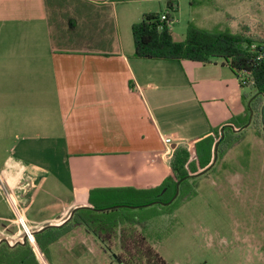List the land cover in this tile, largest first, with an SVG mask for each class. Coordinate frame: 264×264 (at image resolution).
Here are the masks:
<instances>
[{"label": "crops", "instance_id": "crops-1", "mask_svg": "<svg viewBox=\"0 0 264 264\" xmlns=\"http://www.w3.org/2000/svg\"><path fill=\"white\" fill-rule=\"evenodd\" d=\"M169 1L177 6V0H0V241L18 238L11 230L16 207L39 234L63 225L75 209L92 208V191L160 187L176 149L192 151L212 129L247 116L249 91L222 59L134 56L132 25L158 13L156 2L163 12ZM247 1L215 6L229 11ZM52 9L68 15L57 37ZM73 32L81 46L73 45ZM172 217L138 226L165 261L156 233ZM52 234L39 238L46 243ZM37 248L47 264H120L119 248L108 249L83 224L49 244L47 254ZM9 252L10 264H43L30 245Z\"/></svg>", "mask_w": 264, "mask_h": 264}, {"label": "trees", "instance_id": "trees-1", "mask_svg": "<svg viewBox=\"0 0 264 264\" xmlns=\"http://www.w3.org/2000/svg\"><path fill=\"white\" fill-rule=\"evenodd\" d=\"M202 2L203 0H191L190 6L193 8ZM176 11L177 6L169 1L165 11L145 13L138 23L132 25L134 56L200 63H211L215 59H222L238 79L243 78L245 81L240 85L249 91L243 96L247 116L240 122L233 120L220 128L212 129L193 143L192 151L184 148L176 149L171 162V175L158 188L92 191L89 198L92 209H78L73 218L63 225L51 227L35 235L44 255L47 254L46 249L49 244L73 226L83 224L108 249L111 250L116 246L119 248L120 253L116 257L122 264H168L154 250L150 238L143 231H139L138 226L158 216H172L184 202L193 198L196 195L193 188L194 179L214 170L219 159H222L237 143V134L247 128L248 124H252L256 116L261 125V132L258 134L264 140V36L251 35L246 27L233 32L230 28L224 27V24L212 29H204L197 26L193 20L188 23L186 36L179 40L173 36L167 26L168 23H172L171 13ZM162 14L166 15L168 19L166 22L161 21ZM217 143H219L217 161L210 169L215 160ZM178 183V196L171 202L177 192ZM93 193L102 197L101 200L96 201L92 198ZM168 203L170 204L165 205ZM47 232H55V234L43 243L39 236ZM160 232L156 233L157 240H162L163 235ZM36 250L43 264H47L37 247ZM9 251L10 247L3 244L0 249V264H10L9 257L13 256H10Z\"/></svg>", "mask_w": 264, "mask_h": 264}, {"label": "rangeland", "instance_id": "rangeland-1", "mask_svg": "<svg viewBox=\"0 0 264 264\" xmlns=\"http://www.w3.org/2000/svg\"><path fill=\"white\" fill-rule=\"evenodd\" d=\"M190 1L177 0L178 9L171 13L173 34L179 40L193 20L204 29L224 24L233 32L246 27L251 35L264 36V0H248L241 9L229 11L216 8L217 0H203L193 8ZM156 3L153 10L160 13ZM51 14L57 37L68 15L66 9H52ZM69 37L73 45L81 46L76 32ZM257 118L237 134V143L214 170L194 179L196 195L161 227L157 248L168 264H264V140ZM12 227L18 232L16 224Z\"/></svg>", "mask_w": 264, "mask_h": 264}, {"label": "built area", "instance_id": "built-area-1", "mask_svg": "<svg viewBox=\"0 0 264 264\" xmlns=\"http://www.w3.org/2000/svg\"><path fill=\"white\" fill-rule=\"evenodd\" d=\"M167 20L168 19H167L166 15L162 14L161 21H165L166 22ZM171 24L172 23H168V25H167L169 29L171 28ZM239 81H240V83L241 82L245 83L243 78L239 79ZM165 142L166 143H170V139H166ZM5 194H6V192H5ZM9 196L10 195L6 194V197H8V199H9ZM16 209H17V212L15 210L14 211H15V216H16L15 224L18 227V238L16 239V241H13V240L9 241L7 238L6 239L9 241V243L11 245H13L16 242H22L23 238H25L27 245H30L37 252V250H36L37 241H36L35 235H34L35 231L31 228V226L29 225L27 220L23 217L20 208L16 207Z\"/></svg>", "mask_w": 264, "mask_h": 264}, {"label": "water", "instance_id": "water-1", "mask_svg": "<svg viewBox=\"0 0 264 264\" xmlns=\"http://www.w3.org/2000/svg\"><path fill=\"white\" fill-rule=\"evenodd\" d=\"M251 120H252V114L250 115V122H251ZM248 126H249V124H248L246 127H248ZM223 137H224V133H223V130H222V138H223ZM218 144H219V143H217L216 148H215V152H216L215 160H214L213 164L211 165L210 169L215 165V163H216V161H217ZM178 188H179V183L177 184V192H176L175 196L173 197V199L171 200V202H173V201L176 199V197L178 196V193H179ZM169 204H170V203L165 204V205H169ZM90 209H92V208H90ZM76 210H77V209H75V210H73V211L71 212V215H70V217H69V220L73 218V216H74ZM51 227H54V226H46V227L40 229V230L38 231V233L43 232V231H45L46 229H49V228H51ZM36 234H37V232H34V235H36ZM0 242L6 243V244L9 245L10 247H11V246H12V247H15V246H26V245H27V243H26V239H25V238H23V241H22V242H16V243H14L13 245H11L7 239H4V240H2V241H0ZM114 257L116 258V256H114ZM118 262L121 264V261H120V260H118Z\"/></svg>", "mask_w": 264, "mask_h": 264}, {"label": "bare ground", "instance_id": "bare-ground-1", "mask_svg": "<svg viewBox=\"0 0 264 264\" xmlns=\"http://www.w3.org/2000/svg\"><path fill=\"white\" fill-rule=\"evenodd\" d=\"M4 186V185H3ZM9 198L11 199V201H12V203H13V205H14V202H13V198L11 197V195L9 196ZM15 207V206H14Z\"/></svg>", "mask_w": 264, "mask_h": 264}]
</instances>
